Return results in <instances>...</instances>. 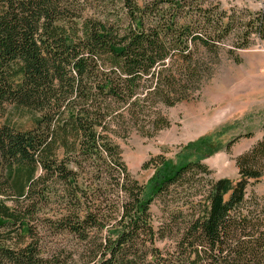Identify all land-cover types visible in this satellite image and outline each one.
I'll return each mask as SVG.
<instances>
[{"label": "trees", "instance_id": "trees-1", "mask_svg": "<svg viewBox=\"0 0 264 264\" xmlns=\"http://www.w3.org/2000/svg\"><path fill=\"white\" fill-rule=\"evenodd\" d=\"M85 1L0 0V112L30 114L28 126L0 125V264H70L43 251L40 225L77 240L74 264H264V206L246 198L264 177V138L237 157L232 187L204 180L202 159L165 177L167 160L152 157L150 193L115 143L122 128L169 126L155 108L190 99L208 72L203 53L264 40V3L252 15L214 0H112L98 18L82 13ZM51 199L65 210L39 220Z\"/></svg>", "mask_w": 264, "mask_h": 264}, {"label": "rangeland", "instance_id": "rangeland-1", "mask_svg": "<svg viewBox=\"0 0 264 264\" xmlns=\"http://www.w3.org/2000/svg\"><path fill=\"white\" fill-rule=\"evenodd\" d=\"M263 1L214 0L213 3H219L221 9L226 12L248 11L253 15L261 10ZM111 4H113L112 0H86L82 13L87 17L100 18L104 6L112 7ZM224 45L217 59L206 52L203 53V59L209 64L208 72L199 84L195 85V90L188 101L178 102L174 107L160 105L155 108L156 112L167 119L168 127L151 136L145 135L138 126L117 130L115 143L121 149L122 161L129 174L144 185L149 193L155 190L158 173L155 168H144L152 157L163 156L167 160L166 169L163 167L162 171L165 177L183 162L202 159L211 173L204 180H226L232 187L240 177L236 164L237 157L248 153L263 140L264 40H259L253 34L246 49L236 50L231 41ZM230 51H233L234 55L228 54ZM234 57L239 59V62ZM29 118V113L16 111L8 106L4 114L0 112V125L28 126ZM147 121L148 119H145L143 123L146 129H148ZM71 168L74 166L71 165ZM81 181L88 183L86 178ZM57 192L56 194H62L60 191ZM229 195L230 192L224 195L225 201L228 200ZM254 197L260 204L259 211L264 206V177L249 182L246 198L251 203ZM3 200L0 197V201ZM56 201L51 199L49 204L40 208L37 216L39 220L52 219L58 211L60 213L65 210ZM5 204L11 207L12 201H5ZM249 206L251 207L248 211L255 209L253 204ZM150 212L154 217L153 225L157 229L160 225L161 206L153 202ZM37 234L46 254L66 253L72 256L70 264L78 261V252L81 249L72 235L41 225ZM156 245L163 254L168 251L174 252L175 249L169 241L161 243L157 241Z\"/></svg>", "mask_w": 264, "mask_h": 264}]
</instances>
